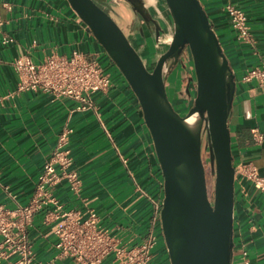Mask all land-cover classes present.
<instances>
[{
  "label": "crops",
  "instance_id": "obj_1",
  "mask_svg": "<svg viewBox=\"0 0 264 264\" xmlns=\"http://www.w3.org/2000/svg\"><path fill=\"white\" fill-rule=\"evenodd\" d=\"M199 2L234 75L228 118L233 167L250 164L264 177V86L241 81L247 70L264 63V0ZM227 4L246 14L251 44L238 40L232 30ZM157 19L169 33L172 23L167 13L161 10ZM74 51L96 59L112 80L108 92L92 95V109L77 110L76 102L45 93H16L17 76L11 65L15 58L27 56L38 63L51 53L69 57ZM115 67L67 0H0V204L15 208L28 203L58 137L70 127L71 170L78 174L81 187L74 194L62 180L54 196L65 210L79 212L81 219L93 211L97 228L116 245L130 248L148 233L151 200L163 199V178L138 100ZM255 134L262 141L257 142ZM45 212L34 215L26 232L36 261L76 264L54 247L53 222L44 223ZM155 232L152 263L170 264L160 223ZM232 242L233 264L239 263L242 249L249 264H264V190L238 174ZM101 264L122 263L111 253Z\"/></svg>",
  "mask_w": 264,
  "mask_h": 264
},
{
  "label": "water",
  "instance_id": "obj_2",
  "mask_svg": "<svg viewBox=\"0 0 264 264\" xmlns=\"http://www.w3.org/2000/svg\"><path fill=\"white\" fill-rule=\"evenodd\" d=\"M67 1L122 74L142 110L163 178L160 225L170 264H233L235 171L228 118L235 81L199 0H153L155 5L143 0V6H150L157 16L161 10L168 12L173 22L169 48L153 68L149 67L153 48L146 47L145 55L136 49L120 22L118 0ZM123 1L133 8L131 0ZM149 21L158 28L157 18ZM184 49L196 83L189 106L174 96L170 100L166 88L165 62ZM207 127L212 193L201 152Z\"/></svg>",
  "mask_w": 264,
  "mask_h": 264
},
{
  "label": "built area",
  "instance_id": "obj_3",
  "mask_svg": "<svg viewBox=\"0 0 264 264\" xmlns=\"http://www.w3.org/2000/svg\"><path fill=\"white\" fill-rule=\"evenodd\" d=\"M225 12L238 40L251 44L252 36L244 11L227 4ZM11 65L17 76L16 93L30 91L48 94L57 100L70 99L78 104L76 109L80 111L92 109V95L106 93L112 85L110 75L96 59H88L75 51L69 57L51 53L38 63L27 56H20ZM241 81L245 84L255 82L263 87L264 63L261 67L247 70ZM71 133L72 129L66 127L58 137L28 203L17 204L15 208L0 204V264H46L36 261L26 235L34 215L41 211H46L45 224L53 222L54 247L60 255L71 258L76 264H101L104 257L111 253L122 264H153V250L157 244L155 228L160 223L163 199L151 200L153 216L148 233L141 243L129 248L116 245L106 232L97 228V217L93 211H89L87 218L81 219L79 212L65 210L55 198L53 190L62 180L67 182L74 194L81 187L78 174L71 170L73 162L68 149ZM255 139L260 142L263 137L255 134ZM234 171L235 175L243 176L256 189L264 190V177H260L252 165L240 164ZM4 189L8 190L5 186ZM238 264H249L244 249Z\"/></svg>",
  "mask_w": 264,
  "mask_h": 264
},
{
  "label": "flooded vegetation",
  "instance_id": "obj_4",
  "mask_svg": "<svg viewBox=\"0 0 264 264\" xmlns=\"http://www.w3.org/2000/svg\"><path fill=\"white\" fill-rule=\"evenodd\" d=\"M118 1L120 2L119 5L125 8L129 12V14H131L132 16L131 25L133 27L137 26V31L139 32V35H141L143 40L146 41L147 45H149L148 44L149 40H150L151 46L154 45L155 47L163 43L161 40V32H163L162 31L163 27L160 22H158V28H157L156 27L157 23L155 25L149 21L150 18L154 16L151 13V11L147 9V7L143 6V0H131L133 4V8H131V6L128 3L124 2L123 0H118ZM98 3L102 4L101 1L99 0H98ZM157 31L159 33L158 36L156 34ZM145 33L148 34L147 37L145 36ZM187 58H188L187 52L184 49L182 54L180 55H178L177 52H174L171 55V57H169V59L166 60L165 62L166 78L171 80L173 87L177 84L176 81L180 83L177 94L179 98H182L184 100L191 99V95L193 91L190 88V86H191V83L194 82L191 79L192 78V73H191L192 67L189 68ZM183 73L184 75L182 76ZM183 83H184V86H182ZM203 140H204V137H202V142Z\"/></svg>",
  "mask_w": 264,
  "mask_h": 264
},
{
  "label": "rangeland",
  "instance_id": "obj_5",
  "mask_svg": "<svg viewBox=\"0 0 264 264\" xmlns=\"http://www.w3.org/2000/svg\"><path fill=\"white\" fill-rule=\"evenodd\" d=\"M147 9L151 11V13L153 14L154 18H157V15H155L154 11H152L150 9V6H147ZM117 11H118L117 13H118L119 18H120V22L124 24V30H125L126 35L135 44L136 49L140 52V54L145 55V51L144 50H145L146 47L147 48H151V49L153 48V55L151 56V64L149 65L150 68H153V66H154L156 60L158 59V57L168 49V42H169L168 39H169V37L172 36L173 28L171 27V31L169 30V33H167L166 29L164 28V24H161L162 27H163V30H162L163 32H161V40H162L163 43L158 45L157 47H155L154 45L151 46L150 40L148 39L149 40V43H148L149 45H147L146 41L143 40L141 35H139V32L137 31V26L133 27L131 25V21H132L131 14H129V12L126 9H124L121 5L118 7ZM145 36L147 37L148 34L145 33ZM187 57H188L187 58L188 66H189V68H191L192 66L190 64V58L188 56V53H187ZM118 72H119V70H118ZM183 75H184V73L182 74V76ZM182 79H183V77H182ZM176 83L177 84L173 87V85L171 83V80L166 78V88H167L168 97L170 98V100H172V98L174 96L175 99H180L181 101L185 102L186 106H189V104H191V99H189V100L185 99L184 100V99L178 97L177 91H178L180 83L178 81H176ZM182 86H184V83H183ZM195 87H196V83L195 82L191 83L190 88L192 89V91L195 90ZM191 98H192V95H191ZM204 144H205V137H204V140L202 142V148H201L202 151L201 152H202L203 163H204V166H205V173H206V177H207V183H208V186H209L210 193H212V189H213V174H212V172H211V170L209 168V163H208L209 162L208 161L209 154H208L207 151L204 152V148H203Z\"/></svg>",
  "mask_w": 264,
  "mask_h": 264
},
{
  "label": "bare ground",
  "instance_id": "obj_6",
  "mask_svg": "<svg viewBox=\"0 0 264 264\" xmlns=\"http://www.w3.org/2000/svg\"><path fill=\"white\" fill-rule=\"evenodd\" d=\"M109 1V0H108ZM167 14H168V12H167ZM170 17V16H169ZM171 23H172V28H173V22H172V20H171ZM173 38V33H172V36L171 37H169V41L171 40ZM169 45H170V42H168V48H169ZM168 50V49H167ZM207 131H208V127H207V129H206V132L204 133V137H205V144L203 145V148H204V152H208V154H209V157H208V163H209V168H210V170H212L211 168H212V166H211V162H210V146L208 145V141H207ZM201 148H202V141H201ZM203 165H204V163H203ZM204 169H205V166H204Z\"/></svg>",
  "mask_w": 264,
  "mask_h": 264
}]
</instances>
